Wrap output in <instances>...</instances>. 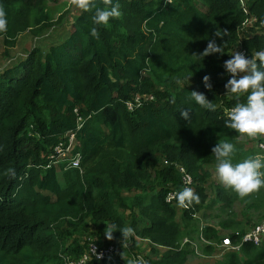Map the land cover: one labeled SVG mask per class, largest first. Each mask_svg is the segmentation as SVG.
I'll list each match as a JSON object with an SVG mask.
<instances>
[{
    "label": "trees",
    "instance_id": "16d2710c",
    "mask_svg": "<svg viewBox=\"0 0 264 264\" xmlns=\"http://www.w3.org/2000/svg\"><path fill=\"white\" fill-rule=\"evenodd\" d=\"M59 1L0 0L8 20L7 33H0L4 44L12 47L16 36L49 23L45 3ZM117 2L121 18L94 25L96 7H103L95 0L96 7L81 10L61 41L45 50L33 47L0 70V264H64L65 256L81 255L84 243L75 238L63 243L64 225L89 233L91 225H115L112 234H121L127 210L123 194L133 191L141 193L128 201L144 224L136 234L167 249L151 264H186L193 251L181 239L199 231L193 217L205 207L210 176L205 166H216L212 148L219 141L233 143L234 164L264 155L239 145V134L225 126L229 117L223 115V108L237 102L226 95L231 74L224 62L250 14L256 23L242 45L249 59L264 50L257 27L264 24V0H246L248 12L240 0H203L204 9L195 0ZM93 26L98 39L90 35ZM220 30L228 32L223 39L214 36ZM211 39L223 45L224 54L194 56ZM205 75L211 90L204 87ZM192 91L204 93L215 111L196 104ZM143 95L153 100L128 111L125 103ZM181 110L189 111V119L181 117ZM70 132L81 171L62 170L59 181L58 168H46L48 155ZM174 164L185 168L200 197L199 204L183 208L180 222L165 201L170 187L181 188ZM8 169L15 175H6ZM216 190L217 199L233 201L224 187ZM84 219L90 221L87 226ZM218 233L204 226L202 235L218 241ZM95 235L104 245L101 234ZM225 254L219 264H264V238L261 247L244 243L238 254Z\"/></svg>",
    "mask_w": 264,
    "mask_h": 264
},
{
    "label": "rangeland",
    "instance_id": "374dc122",
    "mask_svg": "<svg viewBox=\"0 0 264 264\" xmlns=\"http://www.w3.org/2000/svg\"><path fill=\"white\" fill-rule=\"evenodd\" d=\"M198 7L204 9L203 0H195ZM243 6L246 8V0H241ZM45 9L51 14V21L46 25L36 29V33L26 31L16 36L14 40V45L9 47L4 44V38L0 37V70L8 67L9 65L16 63L18 58L27 55L33 47L45 50L47 45L56 44L61 41L71 28V23L74 18L79 14L81 10L69 5V0H60L57 4L45 3ZM249 19L243 24L239 32V45L232 50L233 54L236 51L246 52L243 47V41L249 36L248 28L254 25L256 21L255 17L250 14ZM253 18V22H252ZM256 23V22H255ZM264 25V24H263ZM263 25L257 26L260 30ZM260 32V31H259ZM247 54V52H246ZM248 56V54H247ZM243 75V74H240ZM239 145L245 149H257L260 153L264 154V138L258 141L248 140L247 138H236ZM263 145V147L260 146ZM159 167L162 163L158 164ZM60 167V164L55 166ZM205 169L210 172V176L205 184L206 201L204 208L201 212L194 215V219L197 221L198 228L204 226L215 227L219 231V239L232 234L244 235L251 231L257 226L264 225V188H262L258 193H254L252 196L245 199H240L236 193L230 189H226L225 186L218 180L216 173V166H205ZM81 171V169H80ZM58 179L62 181V170L58 169ZM217 187H224L226 189L227 198L233 197V201L227 204L223 200L217 199ZM185 188L181 185V188L170 187L173 194L183 190ZM140 191H133L124 193L125 204L127 205V210L124 214V227H131L134 229V235L126 240H123L122 234L114 235L112 234V239H108L106 236L107 227L103 224L91 225V233L87 232L86 228L82 227L81 230H74L68 228L64 225L63 227V243L67 245L75 238L80 242L86 243L91 240H95V237H99L95 234H101V238L104 244H113L118 247L119 259H124L127 255V248L130 251H136L143 256V262L146 264H151L152 261L157 260V258L162 255L167 249L161 246L146 245L145 243L137 242L134 237H139L136 233L144 226L140 221L141 214L138 208L131 205L128 201L135 195H140ZM213 206H211L212 201H214ZM170 206L174 208L176 212V220L181 221L183 208L178 206L177 202L170 203ZM211 206L212 208H206ZM148 221V220H147ZM90 223L89 219H84L83 224L87 226ZM220 223H227L228 228H223ZM232 223V224H231ZM134 224V227L132 226ZM95 233V234H94ZM95 236V237H94ZM184 238L190 241H195L196 235L185 234L181 239ZM218 239V241H219ZM218 241H214L218 243ZM97 243V242H96ZM98 244V243H97ZM192 249V247L188 244ZM199 255H197L193 250V254L189 256L186 264H219L223 255H220L218 251L212 250L210 253L206 254L204 251V246L197 244Z\"/></svg>",
    "mask_w": 264,
    "mask_h": 264
},
{
    "label": "clouds",
    "instance_id": "9594fccd",
    "mask_svg": "<svg viewBox=\"0 0 264 264\" xmlns=\"http://www.w3.org/2000/svg\"><path fill=\"white\" fill-rule=\"evenodd\" d=\"M103 7H96L95 0H69V5L82 10L90 11L96 7L93 16L94 25L109 24L110 19H119L122 16L120 4L113 3V0H101ZM7 14L0 8V33H7ZM90 35L94 39L99 38L97 27L90 28ZM227 30H220L214 33L215 37L223 39L227 36ZM224 54L223 45H218L215 39L209 40L207 47L196 57L205 58L213 54ZM259 62V63H258ZM224 68L231 74V79L225 84L226 95L236 98V104L228 113V120L225 126L239 134V138L258 141L264 138V50L257 51L250 59L243 53L234 52L231 58L224 62ZM243 74V75H240ZM190 76L187 78L189 81ZM204 87L211 90L210 77L203 78ZM245 97L244 102L240 98ZM191 99L201 108L215 111V105L210 102L206 95L201 92L192 91ZM180 115L184 119H189V111L181 110ZM236 147L231 142L219 141L212 148V153L216 160V173L218 180L230 189L240 199H245L258 193L264 188V155L257 154L254 157L244 159L242 162L233 163ZM15 175L14 169H8L6 175ZM178 206L189 208L194 203H200V197L190 187L173 194ZM116 226L106 229V236L112 239V233ZM126 240L134 235V229L123 227L119 230Z\"/></svg>",
    "mask_w": 264,
    "mask_h": 264
},
{
    "label": "built area",
    "instance_id": "2783aa9c",
    "mask_svg": "<svg viewBox=\"0 0 264 264\" xmlns=\"http://www.w3.org/2000/svg\"><path fill=\"white\" fill-rule=\"evenodd\" d=\"M242 7L247 11V8L243 6L242 1L240 0ZM249 18L245 20L243 24L246 23V21ZM252 18V22H253ZM239 28L238 31V44L239 45V32L243 26ZM260 35L263 39V46H264V25L261 29ZM236 46V47H237ZM234 47V49L236 48ZM233 49V50H234ZM243 53L247 58L246 52L236 51ZM153 100L152 95H143L140 97H136L134 103L126 102L125 105L127 107L128 111H133L134 107L140 106L141 102H150ZM233 108V107H232ZM231 108H223V115L225 117H228V113ZM66 141L61 142L57 147L52 149L48 155V165L46 168H50L51 166H56L57 164H60V167H57L60 170H68V169H79L80 170V161L81 156L79 153H73V149L76 145L75 140V133H68L66 135ZM261 147H263L262 144H260ZM165 165H167V162H164ZM174 167L177 169V171L181 175V185L184 187H190L194 190V183L192 178L186 173L185 168L182 165L174 164ZM166 203L170 205V203L177 202L174 198L173 193L168 192L165 199ZM204 227H200L199 231L196 235L195 241H190L187 238H184L181 245H190L192 247V250L199 255L197 244L206 247L209 246L213 250H216L220 252V255H223L225 253H236L238 254L240 251L241 245L244 243H250L254 247H261L263 238H264V225H260L252 229L251 231L247 232L244 235L234 234L237 237L235 241H232L230 236H226L222 239H219L218 243H215L214 241L207 240L203 237ZM134 239L139 243H145L146 245H153L152 242L149 239L146 238H140V237H134ZM126 248L127 255L124 259H119L118 255V247L113 244H104V245H98L95 240L88 241L86 243V247L83 250V253L77 257L70 258L68 256H65L63 258L64 264H92L93 262L96 264H115L118 262L119 264H146L143 262V256L136 251H130V248H127L126 245H124Z\"/></svg>",
    "mask_w": 264,
    "mask_h": 264
},
{
    "label": "crops",
    "instance_id": "0c3cea01",
    "mask_svg": "<svg viewBox=\"0 0 264 264\" xmlns=\"http://www.w3.org/2000/svg\"><path fill=\"white\" fill-rule=\"evenodd\" d=\"M216 229H217V228H216ZM218 232H219V231H218ZM218 234H219V233H218ZM225 255H226V254H225ZM225 255H224V256H225ZM224 256H223V257H224ZM223 257H222V258H223ZM222 258H221V260H222Z\"/></svg>",
    "mask_w": 264,
    "mask_h": 264
}]
</instances>
